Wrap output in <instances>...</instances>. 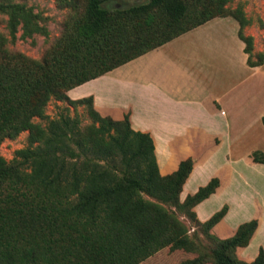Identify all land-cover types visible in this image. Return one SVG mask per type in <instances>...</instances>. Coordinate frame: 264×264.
<instances>
[{"label":"trees","instance_id":"obj_1","mask_svg":"<svg viewBox=\"0 0 264 264\" xmlns=\"http://www.w3.org/2000/svg\"><path fill=\"white\" fill-rule=\"evenodd\" d=\"M109 1L84 0L83 27L93 49L81 43L87 53L77 64L69 63L72 75L65 87L45 60L18 56L21 69L15 56L1 50L15 67L0 66V142L26 131L28 146L10 162L0 157V264H140L166 247L196 249L186 226L166 206L195 219L192 209L216 191L218 179L180 202L192 171L190 158L161 176L151 137L134 131L127 115L120 121L102 117L91 97L70 100L66 92L216 17L237 21L250 67L262 65L264 54L252 60V38L242 33L244 14L239 7L226 8L231 0H146L127 9L103 8ZM1 13L7 15L12 41L18 30L22 38L46 34L38 15L24 3L1 1ZM189 18L194 21L185 26ZM51 98L84 105L92 124L81 128L69 116L51 119L44 127L34 123V118H46L44 107ZM252 160L264 165L263 154L254 153ZM225 213L226 207L204 223L196 221L217 243L211 251L213 264H264L262 250L251 262L235 255L249 244L257 220L240 225L227 239L211 234ZM203 263L197 257L182 264Z\"/></svg>","mask_w":264,"mask_h":264},{"label":"crops","instance_id":"obj_2","mask_svg":"<svg viewBox=\"0 0 264 264\" xmlns=\"http://www.w3.org/2000/svg\"><path fill=\"white\" fill-rule=\"evenodd\" d=\"M238 30L232 18H214L66 95L91 97L102 117L127 115L134 131L151 137L161 176L190 158L181 202L218 179L216 191L193 208L196 219L204 223L226 207L211 229L222 240L255 219L250 246L264 233V165L252 160L264 155V63L248 65Z\"/></svg>","mask_w":264,"mask_h":264},{"label":"rangeland","instance_id":"obj_3","mask_svg":"<svg viewBox=\"0 0 264 264\" xmlns=\"http://www.w3.org/2000/svg\"><path fill=\"white\" fill-rule=\"evenodd\" d=\"M13 1L24 3L27 7L31 8L33 13L38 15V23L44 27L46 34H35L31 38H22L21 32L18 30L16 39L12 41L9 30L7 29V15L1 13L0 66L12 69L15 67L13 64H10L8 59H4L1 50H5L10 56H15L16 60L18 56L38 62L45 60L51 66V70L57 72V82L65 87L67 78L72 75V71L68 66L69 63L77 64V58L82 59L87 53V46L81 43L85 42L89 47L92 45V40L90 42L86 41L90 37V33L83 27L85 13L84 0H70V5L64 4L63 6H59L55 0ZM145 3L146 0H112L104 3L102 7L108 10H118ZM237 7L242 9L244 14L246 21L242 33L252 38L253 47L251 55L252 60L255 61L258 54H264V0H231L226 5V8L230 10ZM224 18L232 17L228 16ZM193 21V18H189L184 25L191 26ZM90 48L93 49V47ZM20 63L18 61L17 66L24 69ZM44 115L46 118H34L33 122L44 127L51 119H57L60 116H69L71 118H77L79 127L81 128L92 124L87 108L84 105L72 106L66 101H60L55 98H51L44 107ZM27 146L28 132L26 131L21 132L15 138H5L0 142V157L6 162H10L15 157L17 150L24 149ZM166 208L174 210L180 221L186 226L188 230L187 235L194 243L196 249L192 252L185 250L171 251L166 247L140 264H182L197 257L202 259L203 264H213L211 251L216 248V241L210 238L204 227L196 222V218V220L190 219L186 215L185 210L174 209L171 206H166ZM263 239L264 233H260L258 238L253 242V245L248 246L251 242L250 240L246 247L236 249V257L239 260L248 262L249 253L255 250V247L258 251L257 255L260 250L264 254ZM258 240H261L263 247L258 245Z\"/></svg>","mask_w":264,"mask_h":264}]
</instances>
